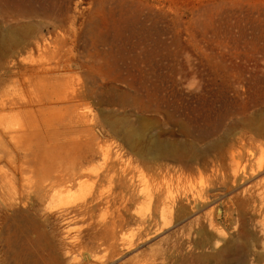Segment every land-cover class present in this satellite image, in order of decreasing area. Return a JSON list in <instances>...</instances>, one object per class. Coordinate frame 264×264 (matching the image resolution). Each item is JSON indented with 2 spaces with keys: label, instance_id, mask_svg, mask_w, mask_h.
I'll return each mask as SVG.
<instances>
[{
  "label": "rangeland",
  "instance_id": "obj_1",
  "mask_svg": "<svg viewBox=\"0 0 264 264\" xmlns=\"http://www.w3.org/2000/svg\"><path fill=\"white\" fill-rule=\"evenodd\" d=\"M48 1L54 7V17L39 15L7 21V26L12 27L29 20L36 22L38 34L0 59V174L1 168H5L0 186L7 185V175L18 180L20 165H29V160L39 155L38 164L43 163L42 156L58 154L60 167L68 166L76 157L94 155L92 160L82 163L86 169L97 167L101 153L106 151L112 155L119 153L125 160L137 159L119 137L103 128L102 110L108 111L109 106L97 104L94 98L72 99L69 94L78 89L95 91L109 85L112 79V84L120 89L126 88V82L137 86L146 63L133 59H143L142 53L147 48L156 51L147 66L148 77L142 78L148 87L157 83L166 90L189 91L187 97L191 100L197 89L203 92L224 89L229 93L264 90V0ZM113 18L124 28V35L134 34L132 39L96 41L93 33L111 28ZM113 58L117 59L119 69L128 66L130 72L117 70L119 76L115 78L104 74L101 68L105 60ZM80 110L88 115L86 124L77 121L75 113ZM118 110L124 112L127 108ZM11 156L15 158L11 160ZM136 166L142 174L147 172L144 166ZM80 181L81 185L63 190L57 203L65 198L77 202L107 190L105 183L95 185L86 177ZM191 186L202 195L201 208L155 234L139 230L138 223L128 219L114 228L112 239L116 247L112 251L102 243L103 237L111 236L108 226L98 228L89 225L91 220L87 216L66 218L53 211L50 220L58 254H62L66 264L73 257L84 264H242L236 257L244 245L246 227L241 224V216L233 214L235 203L231 198L235 191L213 188L203 169L194 173ZM2 202L1 197L0 226L6 225L0 227V264H10L15 260L6 250L7 206ZM105 205L96 207L94 219L102 216L110 219ZM216 207L222 211L218 217ZM131 212L146 214L144 200L134 202ZM196 217L205 225L207 231L203 234L212 243L203 249L186 246L185 237L178 232ZM70 237L78 238L81 246L67 251L63 245ZM228 240L236 251L224 249ZM180 241L185 247H179ZM198 255H204V259H198ZM250 257L249 264H264L263 260Z\"/></svg>",
  "mask_w": 264,
  "mask_h": 264
},
{
  "label": "bare ground",
  "instance_id": "obj_2",
  "mask_svg": "<svg viewBox=\"0 0 264 264\" xmlns=\"http://www.w3.org/2000/svg\"><path fill=\"white\" fill-rule=\"evenodd\" d=\"M54 14V7L48 0H0V59L38 34L36 22L29 20L12 27L7 26L8 20L39 15L54 17ZM116 22L117 19L113 18L111 28L95 31L93 38L101 43L130 40L134 34L124 35V28ZM139 43L146 44L143 41ZM155 52V49L147 48L142 53L143 59H133L146 63L140 75L143 79L148 77L147 66ZM123 69L130 72L128 66L119 69L116 58L105 60L101 68L111 78L119 76L117 70ZM119 78L124 79L123 76ZM142 78L137 86L126 82L124 89L113 85L112 79L109 85L98 87L95 91L78 89L69 94L72 99L94 98L97 104H105V108L109 106L108 111L102 110L103 128L119 137L123 146L137 159L125 160L119 153L112 155L106 151L101 153V162L97 167L86 169L82 163L89 162L94 155L76 157L74 162L62 167L58 165V154L42 156L43 163L38 164L39 155L30 159L29 165H20L18 180L7 175V185L0 186V198L7 206V219L4 218L7 223V229L4 228L7 230L4 231L7 233L6 250L12 254L16 264L68 263L62 254H58L59 246L55 242L53 222L50 220L53 211L66 218L68 215L87 216L91 220L89 225L94 224L98 228L108 226L111 236L103 237L102 243L110 251L116 247V241L112 239L114 228L128 219L135 220L139 230L148 234L173 226L184 215L202 206V195L191 186L192 176L199 169L207 172L213 188L235 191L231 198L235 203L233 214H237V218L241 216L240 222L246 227L244 245L238 249L236 259L242 264H249L250 256H253L254 260L264 262V90L243 89L229 93L224 89L211 92L197 89L191 100L190 96L187 97L189 91L166 90L157 83L148 87ZM119 108L127 110L118 113ZM75 114L79 123L89 121L85 111H76ZM54 148L52 146L51 151ZM134 162L137 163L134 165ZM136 165L144 166L147 172L142 174ZM3 168L0 175L4 174ZM82 177L90 179L95 185L107 184V190L105 193H92L77 202L65 198L57 203L63 190L82 184ZM143 183L146 185L142 186ZM140 199L144 200L146 214L131 212L134 202ZM101 203L106 204L107 212L110 211V219L104 216L94 219L93 212ZM221 214V208L216 207L215 217ZM205 231V225L196 217L178 232L185 237L186 246L203 249L205 245H212L204 236ZM195 236L198 238L193 239ZM230 240L233 241L232 238ZM231 241H227L224 249L236 251ZM178 245L184 246L182 241ZM63 246L71 251L75 246L80 247L81 243L78 238L70 237ZM203 257L197 256L198 259ZM70 264L84 262L73 257Z\"/></svg>",
  "mask_w": 264,
  "mask_h": 264
}]
</instances>
